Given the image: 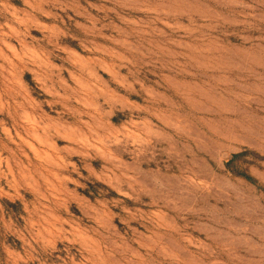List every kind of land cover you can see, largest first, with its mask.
<instances>
[{"label": "rangeland", "instance_id": "374dc122", "mask_svg": "<svg viewBox=\"0 0 264 264\" xmlns=\"http://www.w3.org/2000/svg\"><path fill=\"white\" fill-rule=\"evenodd\" d=\"M0 264H264V0H0Z\"/></svg>", "mask_w": 264, "mask_h": 264}, {"label": "trees", "instance_id": "16d2710c", "mask_svg": "<svg viewBox=\"0 0 264 264\" xmlns=\"http://www.w3.org/2000/svg\"><path fill=\"white\" fill-rule=\"evenodd\" d=\"M239 154L235 155L234 157H237Z\"/></svg>", "mask_w": 264, "mask_h": 264}]
</instances>
